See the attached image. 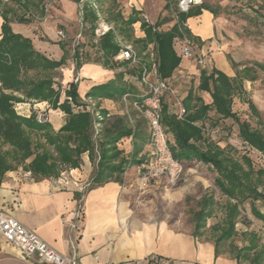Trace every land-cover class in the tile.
Segmentation results:
<instances>
[{
    "label": "trees",
    "instance_id": "trees-1",
    "mask_svg": "<svg viewBox=\"0 0 264 264\" xmlns=\"http://www.w3.org/2000/svg\"><path fill=\"white\" fill-rule=\"evenodd\" d=\"M118 5L117 0H112L109 21L116 25L123 38L137 42L136 49L141 58L148 45L155 44L158 73L164 80L171 77L182 62L174 49V40L181 35L182 23L194 14H200L202 8L209 9L204 3L196 13L191 9L180 16L182 23L175 24L169 31H154L152 26L145 24L143 27L146 37L136 39L133 25L138 21L139 12L135 11L133 16L126 19ZM89 14L90 12L88 16ZM90 16L94 23L97 16L94 12ZM163 22L159 21L155 26L160 28ZM93 29L95 34V27ZM184 32L192 36L188 28ZM60 45L64 50L61 60L49 59L35 49L32 40L15 34L9 21L5 19L0 40V184L9 171L18 170L19 167L37 181L57 178L63 170L79 166L82 154L87 151L91 155L98 151L100 157L96 172L97 182L118 178L134 160L125 158L117 144L124 138L142 137L141 129L146 127L145 123L148 124L146 119L142 116V120L133 124L131 116L134 113L111 115L100 109L97 103L93 110L89 103L82 101L75 82L70 84L66 91L67 97L61 102L62 91L55 88V78L58 70L67 64L68 50L65 43ZM96 47L101 54L98 62L105 68L113 70L121 65L115 61L120 46L113 31L101 37ZM84 55L86 56L85 53L75 51L78 69L91 62L90 56H86L87 60L83 61L81 56ZM122 64L129 65L128 62ZM143 65H149V62L143 60L141 66L117 73L114 80L91 88L87 97L125 102L124 96L130 95L132 106L134 102L141 103L143 93H139L133 85L132 80H136L132 77L141 73ZM232 65L237 72L235 78L217 69H212L211 72L202 70L199 89L211 94L212 104H206L201 97L190 92L184 103L186 114L179 118L168 112L163 99L162 125L168 139L169 136L173 137V142L169 139V143L174 156L184 167L191 163L201 164L208 172L215 174L214 185L220 196L226 198L224 204L220 203L215 191L204 194L199 191L198 194L186 198L192 235L198 239L203 237L208 220L220 209L223 214L221 222L211 226L216 257L229 252L236 253L238 264L243 259L260 263L264 259V249L259 247L255 234L249 233L247 244L241 248L235 247L232 240L238 233L237 223L242 218V206L246 202H250L255 218L264 223V212L258 206L260 202L264 204V168H256L248 152L240 153L229 144L222 147L213 140L211 130L208 131L206 127L208 121L212 122V127H217L221 120L232 119L239 126V137L250 151L256 150L264 156V122L260 119L255 103L251 99L244 101L251 113L259 118L258 128H254L249 121L242 120L233 110L234 98L245 95L244 82L255 81L256 76L251 74L252 69L248 67L237 69L239 65L234 61ZM256 66L264 69V65L260 63H256ZM126 76L129 80L125 79ZM15 93L22 94L24 100L49 102L53 109L66 113V123L56 131L50 123H37L34 113L29 118L19 116L14 110L13 102L23 99ZM95 111L100 112L103 119L99 120ZM212 112L216 115L213 121L210 119ZM34 136L37 137L36 140ZM254 252L255 255H252Z\"/></svg>",
    "mask_w": 264,
    "mask_h": 264
},
{
    "label": "crops",
    "instance_id": "crops-1",
    "mask_svg": "<svg viewBox=\"0 0 264 264\" xmlns=\"http://www.w3.org/2000/svg\"><path fill=\"white\" fill-rule=\"evenodd\" d=\"M117 1L121 4V9L127 8L128 18L135 11L139 12L138 16L144 11H150L149 0ZM45 3L46 0H0V40L2 26L7 19L15 34L32 40L38 52L59 61L64 56L60 45L64 43L60 38V32L64 29L61 26L71 22V29L73 28L75 13H80L79 2L61 0L65 12H59L60 16L55 19L44 13ZM38 5L41 11L37 10ZM167 5V1H160V12L157 17L153 16L156 17L154 25L164 21L161 27H165L171 22L163 15L167 11ZM204 5L209 9H201L202 6L192 8L194 13L201 9V13L191 16L187 24L190 34L199 43L198 52L200 51V55H207L206 65L198 68L194 61L184 58L177 38L174 40V49L182 62L171 77L166 79L172 91L165 94L164 104L169 113L177 116L179 104L184 107L190 92L201 97L206 104H212L211 94L199 89L202 70L211 72L212 69H217L231 78H235L237 74L224 54L212 53L217 45L213 40L222 35L223 18L212 5L207 2ZM144 25L140 20L133 25L134 33L137 31L136 39L146 37ZM173 26L163 31H169ZM152 45L150 43L147 49ZM82 69L78 76L79 82H75L71 69V83L78 84L81 99L87 98L91 88L115 79L112 70L107 68L85 64ZM128 78L126 76L125 79L129 80ZM56 80L57 78L55 88ZM132 83L139 93H143V87L134 80ZM15 95L23 99L13 102L14 110L19 116L29 118L33 111L40 108L51 113L50 124L56 131L66 123V113L60 109L53 110L47 101H28L24 100L22 94ZM64 100L61 96V102ZM95 101L100 109L111 115H130L128 103L122 100L100 98ZM119 103L122 106L120 110L116 107ZM134 103L132 109L135 108ZM18 104L22 108L18 109ZM133 111L135 115L131 116V121L135 124L143 117ZM215 118L216 115L212 112L210 119L213 121ZM211 125V121L206 123L208 131L210 129L212 134H216L217 127ZM145 126L141 129L142 137L124 138L117 144L125 158H134L118 178L97 182L96 172L100 160L98 151L94 155L89 151L83 153L79 166L63 170L57 178L37 181L19 167L18 170L9 171L0 184V211L11 213L58 252L77 255L81 264H129L133 260L145 261L152 255L166 259L168 264H237V260L231 257H216L215 242L212 239H198L192 235L193 228L188 223L185 200L188 196L198 194L201 188L203 194L206 193L210 186L206 185L207 180L195 168L201 164L186 165L183 178L174 186L163 179L152 181L149 185L141 183L138 168L147 166L151 154L150 130L148 124L145 123ZM212 138L214 140L213 135ZM169 139L173 142L172 136ZM0 264L35 263L32 259L24 258L0 234Z\"/></svg>",
    "mask_w": 264,
    "mask_h": 264
},
{
    "label": "rangeland",
    "instance_id": "rangeland-1",
    "mask_svg": "<svg viewBox=\"0 0 264 264\" xmlns=\"http://www.w3.org/2000/svg\"><path fill=\"white\" fill-rule=\"evenodd\" d=\"M80 1L81 0H79L78 2ZM160 1L162 0H149L148 7L150 11L147 10L143 13L149 16L152 23L154 20H156V17L160 12ZM166 1L169 4V9H167V11L165 10L164 13H162L167 17V21L171 22L167 23L168 25L166 24L165 27L162 26L160 28L161 30L169 29L175 24L173 15L176 11L178 0H164V2ZM60 2L61 0H46L45 4L48 6V12H45L46 10L44 7V13L47 15V17L50 16L55 19L58 15L60 16L59 12H65V8H63V5ZM204 2L212 5L218 12V15L223 18L222 35H219V38L217 39H212L217 44L216 49H214L212 53L224 54L232 67V61H234L235 63H237V65H239L237 69H244L245 67H248L252 69L251 74L256 76L255 81L246 80L244 82L246 91L245 95L242 96V98L237 96L234 100L233 107L234 111L237 112L242 120H247L252 124L254 128H258L259 118L251 113L248 104H246L244 101L247 99H252L260 112V119L264 122V69L256 66V63L264 65V0H204ZM84 3L86 12L84 19L81 21V16L78 15V12H76L75 25L72 29L71 22L66 23L67 26L66 24L61 26V28L64 29L62 35H60V38L67 45L68 61L67 64L59 70L58 75H56V89H61V96L64 99L67 97L65 93L69 89V86L71 84V69H73L72 76L75 77V82H79L80 80L78 79V76L79 73L83 70L82 68L85 64H90L92 67L105 68L100 62H98L101 54L99 53L96 44L98 43L99 39L97 38L96 34H93V28L95 27L96 29L101 22L100 18L102 20H105V22H107L117 31L118 34H120V31L118 30L116 25L109 21V8L112 7V0L97 1V9L99 14H96L94 12V8L90 6L91 4L89 0L84 1ZM33 8L34 10H36L35 6ZM118 8L124 13V16L128 18L129 15L127 14V8L124 7L121 9V4L118 5ZM37 10L41 11L40 5H38ZM88 12H90L89 16ZM91 12H94L97 16L94 23L92 21L93 18L90 16ZM154 15L156 16L155 18L153 17ZM141 16L142 15L138 16V20L140 21ZM80 34L82 36L79 38ZM135 34H137V31H135ZM126 41L135 45V48L137 47V42H134L132 40ZM195 42L197 46H199V43L196 40ZM76 50L80 51V53L82 54L85 53L86 56L91 57V62L85 63L81 67L82 70L77 68V62L75 60ZM199 52L197 50V53ZM146 54L147 53L143 54L142 61L145 60L146 62H149L150 59L149 57H146ZM198 55H200V53ZM86 56H81L83 61L87 60ZM192 61H194L195 65L198 68H201V66L195 60ZM117 62L121 63V65H118L117 68L113 70L108 69L110 71L112 70V73L113 75H115V77L117 73L129 71L131 68L135 67L130 64L123 65V62L121 61ZM84 70L86 72V69ZM233 70L236 73V69ZM138 85L140 84L138 83ZM140 86L142 87V85ZM143 92H145L144 87ZM82 101L85 103H89L92 101L96 104V101L94 99L88 97L82 98ZM125 102L129 105V109L131 111L130 113H132V110L138 111L136 108L132 109V105L129 100ZM116 107L120 110L122 106L119 103L116 105ZM33 112L36 117L38 111L35 110ZM216 130L219 132H217L216 134H211V136L213 135L215 141L219 142L223 147L227 144L232 145L233 147H236L240 153L248 152V154L254 161L256 168H264V156L256 150L250 151V148L246 146V144L239 137V128L234 121L221 120L218 123ZM34 139L36 140L37 137L34 136ZM191 165L194 166L196 164L191 163ZM195 168L198 169L199 173L203 175L205 180H207V182H205L206 185H210L207 188V191H215L218 201L224 204L226 198L220 196L219 191L217 190L213 182L215 174L208 172L207 169L202 165ZM20 170L24 171L23 168H21ZM199 173H196V175L200 176ZM198 191H203V188ZM258 206L261 211L264 212V204L260 202L258 203ZM222 218L223 214L219 209L216 212V215L208 220L207 228L205 230L203 238H210L213 240L211 226L221 222ZM237 232V235L232 240V243L235 247H244L248 242L249 233L252 232L253 235L255 234L258 238L259 247H261V249H264V223L255 218V216L252 214L250 202H246L242 206V218L239 220ZM224 255L236 259V253L226 252ZM252 255H255V252L252 253ZM240 264H264V259H262L260 263L243 259Z\"/></svg>",
    "mask_w": 264,
    "mask_h": 264
},
{
    "label": "built area",
    "instance_id": "built-area-1",
    "mask_svg": "<svg viewBox=\"0 0 264 264\" xmlns=\"http://www.w3.org/2000/svg\"><path fill=\"white\" fill-rule=\"evenodd\" d=\"M79 2L81 21L85 16V3ZM90 6L94 8V12L99 14L97 9L98 0H89ZM204 0H178L177 8L174 13L175 24H181L180 16L188 13L192 8L201 6ZM48 12V6L45 7ZM100 23L95 29L98 39L106 35L108 32L115 33L116 40L120 46L116 61L128 62L132 66L142 65L140 57L135 45L126 41L122 35L110 26L105 20L100 18ZM141 21L144 24L152 26L154 31L161 29L156 27L150 20L149 16L142 14ZM181 35L177 37V41L181 47L182 56L189 60H195L200 66L204 67L207 62V55H197V44L194 38L184 32L188 28L187 21L182 23ZM62 35V32H60ZM82 35H79V38ZM149 57V65H143V69L139 75L132 77L137 83L144 87L143 101L135 102V108L146 119L150 130L151 154L146 167H139L140 181L143 185H149L152 181L163 179L169 185L174 186L181 181L184 175V165L174 156L170 147L168 136L162 125V109L163 99L166 93L171 92L172 88L167 80L161 79L158 73V58L155 44L146 50ZM130 95H125L124 100L128 101ZM89 105L93 110L96 104L92 101ZM22 108L18 104V109ZM186 110L182 104H179L178 117L183 118ZM95 116L101 120L100 112L95 111ZM37 123L44 125L52 122L51 113L47 110L40 109L36 115ZM100 124L97 125L99 127ZM216 133L219 131H215ZM0 234L2 237L17 248L24 258L32 259L35 264H81L79 258L75 254H63L48 245L37 233L24 226L11 213L0 211ZM129 264H168L166 259L152 255L147 260H133Z\"/></svg>",
    "mask_w": 264,
    "mask_h": 264
}]
</instances>
